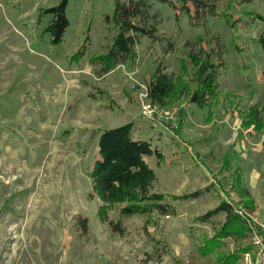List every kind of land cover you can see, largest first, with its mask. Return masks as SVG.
Segmentation results:
<instances>
[{"label": "rangeland", "instance_id": "obj_1", "mask_svg": "<svg viewBox=\"0 0 264 264\" xmlns=\"http://www.w3.org/2000/svg\"><path fill=\"white\" fill-rule=\"evenodd\" d=\"M60 1L0 0V264L188 262L226 220L225 213L207 223L198 217L224 200L244 209L238 187L255 198L252 219L264 223V132L251 137L241 123L253 109L247 120L264 114V0H204L215 2L217 13L201 17L180 0H134L158 40L138 31L137 59L104 76L91 59L114 44L117 3L129 0H71L70 28L55 45L45 10ZM200 41L222 56L220 105L211 114L185 99L157 107L176 109L175 125H183L177 134L170 122L146 118L141 94L157 67L179 74L186 44ZM127 123L165 154L159 165L156 156L147 159L157 177L153 191L166 193L178 214L147 221L112 207L110 219L124 228L117 234L97 214L102 202L88 199V173L98 159V131ZM79 216L89 219L88 233L78 227ZM250 224L254 253L259 227ZM225 241L235 252L238 245ZM213 258L198 260L213 264ZM255 260L245 256L247 264H264V254Z\"/></svg>", "mask_w": 264, "mask_h": 264}, {"label": "trees", "instance_id": "obj_2", "mask_svg": "<svg viewBox=\"0 0 264 264\" xmlns=\"http://www.w3.org/2000/svg\"><path fill=\"white\" fill-rule=\"evenodd\" d=\"M70 1L61 0L57 6L45 10L46 14L52 15L48 30L55 45L64 42L66 31L70 28L67 12ZM180 1L188 14H191L192 6L197 17L216 15L217 13L215 2L213 4L204 0ZM115 11L119 33L114 44L103 55L94 56L91 59V62L98 67L96 73L99 76L116 70L119 64H132L138 56L136 47L141 43L140 36H149L158 40L155 38L156 30L145 25L147 14L143 11L142 16L138 17L141 10L138 9L134 0L118 2ZM259 19L264 21L262 16ZM146 21H148V17ZM138 31L140 36L137 35ZM260 43L264 50V37ZM186 47L187 57L182 62V69L179 74L173 76L167 73L165 68L157 67L148 81L147 97L150 103L160 110L171 108L182 99L199 110L220 105V81H218V77L220 69L223 67L221 54H217V50L214 49L207 50L203 41L198 42L197 45L187 43ZM173 48L174 45L170 44L165 51L169 53ZM262 78H264V71ZM103 93L100 92V94ZM253 111L254 109L245 115L246 119L243 114L241 123L245 130H250L251 134H256L264 129V114L262 118H256V121L253 118L247 120ZM178 125V129L172 128L177 134H179V129L183 127L180 122ZM134 130L133 123H127L119 128H106V130L98 131V159L88 173L92 185L88 199L93 201L97 198L102 202L97 214L101 222L117 234H123L124 228L122 221L114 222L110 219L108 212L112 207H116L122 217L141 215L147 221L153 216L163 218L178 214L175 207L176 203L169 199L170 197L166 193L153 191L157 177L155 170L147 163V159L156 156L159 165L164 161L165 154H162L159 147L154 146L152 141L136 137ZM226 164L227 162L223 164V167L229 169V165ZM198 193L194 192V194L185 197H194ZM238 194L241 195L243 208L254 213L256 211L255 200L250 192L246 188L238 187ZM179 198L177 197V200ZM235 208L237 207L232 202L224 200L222 204L209 211L207 215L198 217L197 220L207 223L214 216L226 214L223 226L216 229L213 236L204 238L197 247L196 259L191 258L188 262L182 260L179 264H205L198 259L210 260L212 257H215L213 264H245L247 254H251L252 260H255L254 246L247 244L249 237L256 232L255 227L250 224L249 220L247 221L240 216ZM78 219V227L85 229L87 231L85 233H88L90 229L88 228L89 219L81 220V216ZM258 227L256 226V228ZM258 234L261 235L260 227ZM226 239H230L236 246L238 245L235 252L226 250Z\"/></svg>", "mask_w": 264, "mask_h": 264}, {"label": "built area", "instance_id": "obj_3", "mask_svg": "<svg viewBox=\"0 0 264 264\" xmlns=\"http://www.w3.org/2000/svg\"><path fill=\"white\" fill-rule=\"evenodd\" d=\"M141 97H142V101H143V105H142V108H143V111L144 114L146 115V118H151L153 119L154 117H158L159 120H165L167 122H170V124L174 125L176 129H178V126L179 125H175V122H176V116H177V111H175L176 109L174 110H164L163 113L160 111L157 110V107L156 106H153L150 101H149V98L147 97V88H145V91L143 94H141ZM236 212L242 216L243 218L247 219V221L251 220L252 223L254 222L255 224H257L255 222L254 219H252V216H253V213L250 214L249 212L246 213L244 211V209H240L238 207V209H236ZM260 229H261V235L259 234H256L255 235V245L257 246V248L259 249L258 252H255V255H256V260H255V263L256 261H258L259 257H261L263 254H264V223H261V224H257ZM249 256L251 258V254H247L246 257Z\"/></svg>", "mask_w": 264, "mask_h": 264}, {"label": "crops", "instance_id": "obj_4", "mask_svg": "<svg viewBox=\"0 0 264 264\" xmlns=\"http://www.w3.org/2000/svg\"><path fill=\"white\" fill-rule=\"evenodd\" d=\"M98 68V67H97ZM96 68V69H97ZM109 74V73H108ZM104 75H106V74H104ZM103 75V76H104ZM102 90H99L98 92L100 93ZM103 92V91H102ZM90 95H92L91 96V98H95V95H94V93H90L89 95H88V97H90ZM217 109V108H219V106H216V107H206V109L209 111V112H211L212 113V109ZM206 109L205 110H201V111H206ZM199 110V109H198ZM210 113V114H211ZM227 115H230L229 113H227ZM231 116V115H230ZM209 118H210V115H208V117H207V120H209ZM245 132H247L248 134H249V136H251V137H253V136H257V135H259V134H262L264 131H262V132H260V133H256V134H251L250 133V130H245V129H243ZM263 148H264V142H263ZM228 162H230V161H228ZM230 165H231V163H230ZM222 167H223V165H222ZM224 168V167H223ZM223 168H222V170H223ZM236 170H238V168L236 169ZM254 200H255V198H253ZM255 205H256V201H255Z\"/></svg>", "mask_w": 264, "mask_h": 264}]
</instances>
